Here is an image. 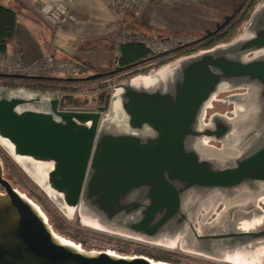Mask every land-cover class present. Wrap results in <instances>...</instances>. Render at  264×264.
Listing matches in <instances>:
<instances>
[{"label":"water","instance_id":"1","mask_svg":"<svg viewBox=\"0 0 264 264\" xmlns=\"http://www.w3.org/2000/svg\"><path fill=\"white\" fill-rule=\"evenodd\" d=\"M217 100L231 117L208 114ZM98 104L64 111L58 93L0 88V147L67 219L214 261L264 264V0L230 41L122 80ZM0 264L170 263L60 235L4 178L0 159Z\"/></svg>","mask_w":264,"mask_h":264},{"label":"crops","instance_id":"2","mask_svg":"<svg viewBox=\"0 0 264 264\" xmlns=\"http://www.w3.org/2000/svg\"><path fill=\"white\" fill-rule=\"evenodd\" d=\"M62 1L76 20L55 26L47 20L52 0H0V5L13 10L17 16V41L8 46L7 57L0 65L11 63L29 68L52 53L57 59L68 60L76 66L74 77L108 73L118 66L117 59L124 56L112 42L120 30L142 32L148 27L189 32L191 36L187 38L191 40L206 30L213 31L241 3V0H168L144 6L136 14L114 9L112 0ZM126 22L133 25L125 27ZM132 26L137 30L131 29ZM101 39L109 42L110 56L105 60L96 47ZM115 55L118 57L114 58Z\"/></svg>","mask_w":264,"mask_h":264},{"label":"trees","instance_id":"3","mask_svg":"<svg viewBox=\"0 0 264 264\" xmlns=\"http://www.w3.org/2000/svg\"><path fill=\"white\" fill-rule=\"evenodd\" d=\"M259 2H261V0H241L239 7L227 16L230 19L225 26H223L220 30L215 32L210 37H206L204 36V34H201L199 36L193 37L188 43L177 46L169 53L183 54L175 56V58H173L172 60H175L181 56L192 54L202 49H209L218 44L230 41L239 33L243 24L249 19L252 11L259 4ZM16 19L17 16L13 10L0 5V63H2L7 57L8 46L17 41ZM153 31H156L162 37L164 36L167 38L169 37V34H181L185 37L191 36V33L189 32H170L163 29L152 28L148 29L147 33H151ZM120 50L124 56L117 59L118 66L116 68L119 67L122 68V70L130 69L135 65L143 63L145 60L151 59L149 51L142 44L127 43L125 45H122L120 47ZM167 54L168 53L164 55ZM157 57H162V55ZM172 60H169L167 62H170ZM115 74L116 73L110 74L108 72L104 73V75L96 77L95 79H88L86 77L70 78L39 75H25L29 76L28 78L0 76V87L8 88L10 90L25 88L28 91L32 92L50 94L58 93L62 95V103L67 104L72 103L71 97L67 94L77 93L88 84L101 83L106 78H109ZM103 87L104 85H100L98 89H101ZM85 102L86 101H84V103ZM0 159L3 165L4 178L8 182H10V184L14 188L25 193L30 199H32L40 206V208L46 214L50 225L56 232L74 241L75 243H80L77 241V236L81 234V232L68 229L65 221L58 215L57 211L49 205L46 199L42 198L32 190V188L28 185L25 176L21 173L17 166L6 155H4L2 151H0ZM141 254L154 260L163 261L170 264H177V258H175V256L170 253H155L144 250L141 252Z\"/></svg>","mask_w":264,"mask_h":264},{"label":"built area","instance_id":"4","mask_svg":"<svg viewBox=\"0 0 264 264\" xmlns=\"http://www.w3.org/2000/svg\"><path fill=\"white\" fill-rule=\"evenodd\" d=\"M168 0H112V6L122 12L138 13L144 6L149 4H163ZM47 20L55 26L68 25L76 20V17L70 12L69 7L62 0H52V7L47 14ZM113 44L120 48L127 43L142 44L150 54L151 59L145 60L143 63L135 65L134 67L117 72L113 77L104 81L105 88L102 90L105 92V96H109L113 91L112 87L117 80H123L127 77L137 76L138 74L154 70L172 60L177 55L175 53H169L179 45L188 43L189 41L183 40L181 37H173L172 39H162L148 37L140 32L121 30L116 33L112 38ZM168 53L167 55H164ZM162 57H157L161 56ZM154 57V58H152ZM179 58V57H178ZM0 73L3 74H18V75H39V76H61V77H74L77 73L76 66L68 60H60L52 53L47 54L44 58L34 64L32 67L26 68L20 64L7 63L0 65ZM75 109V107H72ZM71 107H63L64 111H70ZM102 250L122 252L121 247L112 246H100ZM130 253H134L135 249H129ZM200 259L206 262H190L188 264H225L206 260L200 257ZM182 264V262L180 263Z\"/></svg>","mask_w":264,"mask_h":264},{"label":"rangeland","instance_id":"5","mask_svg":"<svg viewBox=\"0 0 264 264\" xmlns=\"http://www.w3.org/2000/svg\"><path fill=\"white\" fill-rule=\"evenodd\" d=\"M141 12H139V13H141ZM136 14H138V13H136ZM131 25H133V24H131ZM131 25H130V23H127V22L124 24L125 27H129ZM131 29L137 30V28H134V27L131 28ZM148 29H151V28L145 27L142 30V32H140V33H143V34H145L146 36H148L150 38L151 37H153V38H158L159 37V38H162V39H172L173 37H181V38H183L184 41L185 40H187V41L190 40V38L189 39L187 37L185 38L181 34H169L168 38L164 37V36L162 37L156 31H153L151 33H147ZM124 30L127 31L126 29H124ZM108 45H109V42L107 40H105V39L104 40L103 39L99 40L98 44L96 45L97 49L99 51L101 50V52L104 54V60L107 58V56H110ZM115 57H118V56L115 55L114 58ZM148 72L149 71L147 70V71L142 72V73H140L138 75L146 74ZM58 77H61V76H58ZM111 77H113V76H111ZM111 77H109V78H111ZM107 79L108 78H106L105 80H107ZM127 79H129V77H127V78H125L123 80H127ZM105 80H103L101 83L88 84L86 87L82 88L81 91H79L77 93H74V94H70L69 93V94H67L68 96L71 97L72 103L63 104L62 103V101H63L62 100V95H60L59 109L61 110V109H63V107L70 106L71 107L70 111H86V110L89 111L88 110L89 108H91V107H92V109L95 108L99 101H103L104 102V100L106 99L105 92L102 91L105 88V86L103 88H101V89H98V87L100 85H105L104 84ZM118 82H120V80H117L114 83V85L116 83H118ZM0 88H4V87H0ZM112 90H113V87H112ZM112 92L110 93V95L112 94ZM84 101H86V102L84 103ZM97 106H99V104ZM72 107H75V109L72 108ZM0 151H2L4 153V155L7 156L5 150L2 149V147H0ZM17 168L25 176V178L27 180V183L32 188V190L36 194L41 196L42 198L46 199L47 202L49 203V205L53 209H55L57 211L58 215L65 221L66 226L68 227V229L76 230V231H80L81 232V234H79L77 236V241L80 242L78 244H81V246L83 248L87 249V250H102V249H100L101 248L100 246L103 245V246L121 247L120 251H122V252H117V253L122 254V255H143V254H141V252L144 251V250H147L149 252H155V253H157V252L170 253V254L174 255L175 258H177V264H180L181 262H182V264H188L190 262H200V263L206 262L205 260L200 259V256L184 253V252L178 250L177 248L169 249V248H165V247H162V246H156V245H152V244H149V243H145V242H141V241H137V240H133V239H128V238L122 237L120 235H116V234H112V233H107V232H104V231L96 230V229H93L91 227L82 225L79 222V218L77 217V215H75L72 219H67L65 217V215L63 214L62 210H60L55 205V203L50 201V199L46 196V194L43 192V190L33 181V179L28 174H26L23 170H21L18 166H17ZM131 248L135 249L134 253H130L129 252V249H131ZM206 260H208V259H206ZM225 264H229V263H225Z\"/></svg>","mask_w":264,"mask_h":264},{"label":"flooded vegetation","instance_id":"6","mask_svg":"<svg viewBox=\"0 0 264 264\" xmlns=\"http://www.w3.org/2000/svg\"><path fill=\"white\" fill-rule=\"evenodd\" d=\"M226 95L227 94H225V95L224 94H222V95L220 94L218 96V99H221V98L225 97ZM97 105H98V103H97ZM97 105H96V107H98ZM95 108L92 109V107H91L88 110L89 111H95ZM231 111H232V106L231 105H228V104H226V103H224V102H222L220 100H217V101L213 102L212 108H211V110L208 111V114L209 115L210 114H220V115H226L228 117H231L232 116ZM213 144L215 146L219 147V144L218 143H213ZM259 205H260L261 209L264 211V203L260 202ZM205 259H207V258H205ZM208 260H210V259H208ZM211 261H214V260H211ZM215 262H219V261H215ZM220 263H225V262H220Z\"/></svg>","mask_w":264,"mask_h":264}]
</instances>
